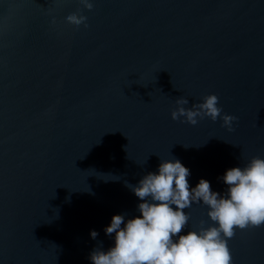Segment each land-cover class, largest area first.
<instances>
[{"label":"water","instance_id":"water-1","mask_svg":"<svg viewBox=\"0 0 264 264\" xmlns=\"http://www.w3.org/2000/svg\"><path fill=\"white\" fill-rule=\"evenodd\" d=\"M90 2L0 0V264H92L112 217L139 215L127 185L161 160L223 193L228 169L264 158V0ZM209 94L233 130L172 119L178 98ZM208 210L185 209L182 234L211 226ZM228 247L264 264V226Z\"/></svg>","mask_w":264,"mask_h":264},{"label":"clouds","instance_id":"clouds-1","mask_svg":"<svg viewBox=\"0 0 264 264\" xmlns=\"http://www.w3.org/2000/svg\"><path fill=\"white\" fill-rule=\"evenodd\" d=\"M80 2L88 10L93 8L90 0ZM66 20L79 27L87 17L72 13ZM176 104L173 120L184 117L196 125L198 118H222L224 126L233 130L236 117L221 116L215 94L206 95L203 102L191 108L185 107L189 100L184 97ZM190 175V169L179 159L161 160L157 172L147 173L135 186L127 185L141 201L139 215L112 217L104 231L114 237V246L104 250L101 244L95 248L89 257L92 264H232L228 240L236 229L264 226V158L254 156L245 166L228 169L221 178L226 185L223 193L213 191L210 181L203 178L191 187ZM201 202L209 209L212 225L205 227L201 221L198 230L182 234L190 220L185 209ZM90 235L96 239L99 233L92 230Z\"/></svg>","mask_w":264,"mask_h":264}]
</instances>
